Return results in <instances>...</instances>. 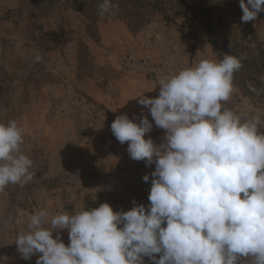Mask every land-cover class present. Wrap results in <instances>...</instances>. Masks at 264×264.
I'll return each mask as SVG.
<instances>
[{"label": "rangeland", "instance_id": "obj_1", "mask_svg": "<svg viewBox=\"0 0 264 264\" xmlns=\"http://www.w3.org/2000/svg\"><path fill=\"white\" fill-rule=\"evenodd\" d=\"M100 2L0 0V122L24 128L34 173L0 191V264H36L41 254L26 260L15 242L35 210L51 218L104 202L115 211L149 205L155 163L133 160L111 124L119 115L152 121L138 100L158 97L160 79L204 58L244 56L236 74L248 91L234 84L225 106L264 113V93L251 90L264 89V11L243 22L240 0H167L161 11L147 0H112L100 15ZM152 123L146 138L160 145L165 130ZM57 232L70 243L68 230Z\"/></svg>", "mask_w": 264, "mask_h": 264}, {"label": "clouds", "instance_id": "obj_2", "mask_svg": "<svg viewBox=\"0 0 264 264\" xmlns=\"http://www.w3.org/2000/svg\"><path fill=\"white\" fill-rule=\"evenodd\" d=\"M113 8L112 0L98 5L100 15ZM240 8L242 21H252L264 0H240ZM244 59L204 58L160 79L158 97L139 96L165 130L160 145L146 138L153 128L147 116L112 122L133 160L155 163L148 206L115 211L104 202L51 218L47 208L35 210L15 240L21 256L40 253L36 264H145V257L154 264H241L249 257L264 264V113L248 117L225 106ZM24 136L17 120L0 122V191L33 179ZM64 229L67 245L59 232L53 236Z\"/></svg>", "mask_w": 264, "mask_h": 264}, {"label": "trees", "instance_id": "obj_3", "mask_svg": "<svg viewBox=\"0 0 264 264\" xmlns=\"http://www.w3.org/2000/svg\"><path fill=\"white\" fill-rule=\"evenodd\" d=\"M131 1H135V0H131ZM148 1V7H151L152 9H155V10H158V11H161L162 9L164 10V3L167 1V0H147ZM184 1V0H181V2ZM147 19V18H146ZM249 62V61H247ZM252 67L255 63H249ZM234 84L236 85H239L243 88H245V90H247V86H246V79H244V77L242 76H239L238 74H235L234 76ZM248 91V90H247ZM261 131V130H260ZM263 132V131H262Z\"/></svg>", "mask_w": 264, "mask_h": 264}]
</instances>
